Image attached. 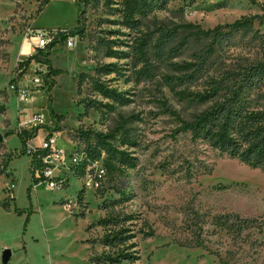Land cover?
<instances>
[{
    "label": "rangeland",
    "instance_id": "obj_1",
    "mask_svg": "<svg viewBox=\"0 0 264 264\" xmlns=\"http://www.w3.org/2000/svg\"><path fill=\"white\" fill-rule=\"evenodd\" d=\"M111 1L114 9L123 3L89 0L80 11L76 0H51L43 9V0H0V264L6 250L9 264H106L122 252L136 260L120 264H264V172L191 129L209 108L194 105L208 83L264 64V0H170L133 35L106 23L119 20L110 16ZM238 22L250 30L234 29ZM63 30L74 32V46L65 40L51 49L47 60L58 75L49 79L50 69L37 71L49 49H37L35 39ZM140 38L149 62L142 79L134 73L144 64L134 70L127 56ZM97 83L124 100L104 99ZM25 91L31 96L22 103ZM250 100L264 107L254 93ZM46 131L83 162L78 177L89 167V149L101 153L91 162L106 174L101 190H83L81 178L64 190L34 186L23 142L39 144ZM100 134L134 138L132 150L115 142L131 162L122 165L117 155L111 173L106 152L94 148ZM235 216L249 229L233 232ZM109 218L120 227L102 226ZM120 230L131 232L128 239L107 247L105 238Z\"/></svg>",
    "mask_w": 264,
    "mask_h": 264
},
{
    "label": "trees",
    "instance_id": "obj_2",
    "mask_svg": "<svg viewBox=\"0 0 264 264\" xmlns=\"http://www.w3.org/2000/svg\"><path fill=\"white\" fill-rule=\"evenodd\" d=\"M50 1L51 0H43L41 9L47 6ZM88 1L89 0H78L76 5L79 10L81 8V4ZM168 1L170 0H122L123 3L118 9L111 8L116 5L111 1L109 3V8L112 13L110 16L119 14V20H107L106 23L129 30L133 35L134 32H137L144 24L145 20L149 17L152 18L151 16L155 10L163 11L166 8ZM247 23L248 22H238L233 27L239 31L244 28H246L245 30H250L251 26ZM72 33L74 32H68L52 44L45 56L46 60L42 62L48 65L51 77H56L58 72L52 68L51 63L47 60L50 56V51L56 44H62L65 40L72 36ZM75 33L77 35L78 31ZM209 34L211 33H208V35ZM215 34L217 35L215 36L216 39L224 37L219 28ZM162 37L169 38L170 34L163 32ZM139 41H141V38L136 39L135 44L129 46L130 51L127 56L132 58L131 68L134 70L141 64H144V70L134 73L142 79L143 75L148 73L149 62L146 60V55L142 50L147 42L139 45ZM157 46L158 45L155 44V48H153L155 51L158 49ZM158 58L162 60L164 58L163 54H160ZM34 59L35 58H29L26 62L20 63L19 68H23L24 70L27 69ZM108 67L110 69L111 66ZM99 71L100 69L97 70V72ZM263 81V63L258 66L244 69L242 72H228L223 76L221 81H211L206 87V93L204 95H196L195 100L193 99L196 102L194 105L197 107L202 108L209 106V108L205 113L198 115V117L195 118L194 125L191 127L193 135L197 138L201 137L211 147H214L231 158L239 160L242 164L252 169L261 170L262 172H264V107L259 105L253 106L252 100L250 99L254 93L257 101L262 99L264 100V92L258 90ZM96 89L103 95L104 99H108L113 102H118L122 99L124 100L125 98L119 91L110 89L100 83L96 84ZM51 90L52 86H50L49 92ZM186 97L189 98L187 95ZM90 107H95V105L89 106L88 108ZM54 117L55 118H53V120L55 121L59 119V116L57 115ZM39 130L40 128H36L34 130V138L37 137ZM25 133V131L21 133V138L25 137ZM124 136H122V140L120 139V143V141H116L115 135H97V143L94 148L100 147L102 151L106 152L108 155L106 165H108L111 173L115 172V163L113 160L117 155L120 156L122 165H127L131 162L130 155L126 152H120L118 148L115 147V142L131 150L137 147V142L134 138L131 136ZM24 141H26L25 138ZM23 145L27 147L26 142H23ZM92 151L93 148H90L88 151L89 155L87 162H94V157H96V159L101 157V153L91 155ZM119 169H122V166H120ZM233 218L236 221H239L241 227L242 225L245 226L250 223L247 220H240L238 216ZM226 219L229 221L232 217L226 216ZM101 224L104 227L111 226L114 229L120 227L118 220H114L113 218L103 220ZM130 233V231L125 230L116 232L111 231L110 236L105 238L104 243L108 244L107 247L115 245V243H120L122 240H127L128 236H130L128 234ZM134 259L135 258L128 253L122 252V254H116V257H107L106 264H120L124 261L133 262Z\"/></svg>",
    "mask_w": 264,
    "mask_h": 264
},
{
    "label": "built area",
    "instance_id": "obj_3",
    "mask_svg": "<svg viewBox=\"0 0 264 264\" xmlns=\"http://www.w3.org/2000/svg\"><path fill=\"white\" fill-rule=\"evenodd\" d=\"M78 0H76L77 2ZM67 31H55L52 33L43 32L39 37H36V48L40 51H47L52 44H54L61 36L67 34ZM66 45L71 48L74 46V39L69 37ZM57 44L55 45V47ZM48 65L40 63L38 72L40 74L47 73ZM49 69V68H48ZM47 78H52L49 75ZM36 83H41V79H35ZM44 80V79H43ZM52 86V82L50 83ZM49 86V88H50ZM48 88V93L49 92ZM31 94L23 92L21 96L22 103H25L30 98ZM43 117V115H42ZM45 118L43 117L44 121ZM37 139H34L31 144L27 145V154L32 157L31 173L33 176V182L35 187L44 185L51 190H64L68 187V184L72 178H81L85 181V188L83 190L99 191L102 189L103 184L106 182V174L98 163L88 162L89 167L83 171L80 177H78V167L81 166V160L76 154L67 155L65 150L59 147L58 136L54 132L46 131L43 133V138L39 144L34 143ZM92 165V166H90Z\"/></svg>",
    "mask_w": 264,
    "mask_h": 264
},
{
    "label": "flooded vegetation",
    "instance_id": "obj_4",
    "mask_svg": "<svg viewBox=\"0 0 264 264\" xmlns=\"http://www.w3.org/2000/svg\"><path fill=\"white\" fill-rule=\"evenodd\" d=\"M261 171V170H260ZM225 220H226V222H229L230 220H233V219H230L229 221L225 218ZM235 220V219H234ZM240 220H244L245 221V219H240ZM248 221V220H247ZM251 223V222H250ZM250 223H248L247 225H245V226H243L242 225V227H241V224L239 223V221H234L233 222V226H231L232 227V230H233V232H238L239 234L240 233H242V232H244L245 230H248L249 229V225H250Z\"/></svg>",
    "mask_w": 264,
    "mask_h": 264
},
{
    "label": "water",
    "instance_id": "obj_5",
    "mask_svg": "<svg viewBox=\"0 0 264 264\" xmlns=\"http://www.w3.org/2000/svg\"><path fill=\"white\" fill-rule=\"evenodd\" d=\"M4 110H5V107L3 106L0 107V112H3ZM11 257H12V252L10 250L4 251L3 256H2L3 264H9Z\"/></svg>",
    "mask_w": 264,
    "mask_h": 264
},
{
    "label": "crops",
    "instance_id": "obj_6",
    "mask_svg": "<svg viewBox=\"0 0 264 264\" xmlns=\"http://www.w3.org/2000/svg\"><path fill=\"white\" fill-rule=\"evenodd\" d=\"M3 256V255H2Z\"/></svg>",
    "mask_w": 264,
    "mask_h": 264
}]
</instances>
